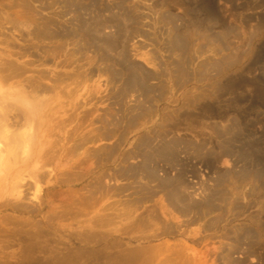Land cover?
Wrapping results in <instances>:
<instances>
[{
	"label": "rangeland",
	"instance_id": "obj_1",
	"mask_svg": "<svg viewBox=\"0 0 264 264\" xmlns=\"http://www.w3.org/2000/svg\"><path fill=\"white\" fill-rule=\"evenodd\" d=\"M6 63L0 264H264V0H0Z\"/></svg>",
	"mask_w": 264,
	"mask_h": 264
},
{
	"label": "bare ground",
	"instance_id": "obj_2",
	"mask_svg": "<svg viewBox=\"0 0 264 264\" xmlns=\"http://www.w3.org/2000/svg\"><path fill=\"white\" fill-rule=\"evenodd\" d=\"M71 3V2H70ZM96 3V2H95ZM72 4V3H71ZM75 5V4H74ZM68 6V5H67ZM66 7V6H65ZM74 7V6H73ZM68 9V8H67ZM88 10V9H87ZM86 10V11H87ZM76 13V12H75ZM78 13V12H77ZM81 13V12H80ZM79 14V13H78ZM81 16H82V14H81ZM82 21V20H81ZM53 24V23H52ZM59 28V27H58ZM84 28V27H83ZM82 28V29H83ZM85 29V28H84ZM41 30V29H40ZM64 30V29H63ZM79 30V29H78ZM78 30H76L77 32H78ZM89 30V29H88ZM42 31V30H41ZM37 32L38 34L36 35L37 37L38 36H45V37H48V32ZM46 31V30H45ZM48 31V30H47ZM76 32V33H77ZM80 32V31H79ZM69 33V32H68ZM73 33V32H72ZM75 33V32H74ZM75 33V34H76ZM55 34V33H54ZM78 34V33H77ZM88 34V33H87ZM34 35V36H35ZM68 35H70V34H68ZM83 35V34H82ZM81 35V36H82ZM33 36V35H32ZM50 36V35H49ZM52 36V35H51ZM50 36V37H51ZM54 36H56V35H54ZM53 36V37H54ZM88 36V35H87ZM69 37V36H68ZM72 37V36H71ZM60 38V37H59ZM67 38V37H66ZM74 38V37H73ZM43 39V38H42ZM97 40V39H96ZM114 41H116V40H114ZM114 41H111V42H114ZM117 42V41H116ZM105 43V42H104ZM113 44H115V42L113 43ZM107 45V44H106ZM111 45V44H110ZM119 45V44H118ZM111 47V46H110ZM110 47H108V48H110ZM115 48V47H114ZM118 48H120V47H118ZM44 49V48H43ZM108 50V49H107ZM118 50V49H117ZM42 51V50H41ZM112 52H114V51H112ZM55 53V52H54ZM123 58V57H122ZM126 61V60H125ZM8 63H6L5 65H0V73H6L7 71H12V72H16L17 73V70L18 69H16V68H12V67H14L13 65H11L10 63V65H7ZM131 66V65H130ZM132 67V66H131ZM130 67V68H131ZM126 68V67H125ZM133 68V67H132ZM131 68V69H132ZM127 69V68H126ZM133 69H135V68H133ZM130 70V69H129ZM129 70H127V71H129ZM20 71V70H19ZM131 72V71H130ZM129 72V73H130ZM133 72V71H132ZM8 77H9V75H7V77L5 78L4 76L2 77H0V82L1 83H4V81H6L7 79H8ZM142 77H143V75H142ZM133 78H134V80H136V82L137 83H139V78H138V75H137V73H136V75H133ZM129 79V78H128ZM130 80V79H129ZM57 81V80H56ZM131 81H133V80H131ZM143 81V80H142ZM29 85H28V87L29 88H31L32 89V92L34 91V90H38L39 88H38V86H36L35 85V82L34 81H29V83H28ZM38 84V83H37ZM132 84V83H131ZM132 86H136V85H133L132 84ZM22 87V86H21ZM45 87V86H44ZM2 88V86L0 85V89ZM42 88V87H41ZM43 89V88H42ZM134 89V88H133ZM132 89V90H133ZM136 89V88H135ZM44 90V89H43ZM127 90V89H126ZM129 90V89H128ZM131 90V89H130ZM48 91V90H47ZM36 91H34V93H35ZM46 92V91H45ZM123 92H125V90L123 91ZM122 92V93H123ZM28 92L25 90L24 91V89H22V91L21 92H15V93H11V95H16L17 94V96H18V99H20L21 100V102H22V100L24 101V99L26 100V98L27 97H24L25 95H29V94H27ZM46 94V93H45ZM11 95H10V97H11ZM29 97V96H28ZM21 98H23V99H21ZM29 98H31V97H29ZM38 98V97H37ZM28 99V98H27ZM14 100V102H12V101H9V98L6 96V94H3V95H1L0 96V102L2 103V105L4 104L5 106H3V109H2V112H0V140H4V141H6V143H7V147L9 148L8 150H7V155H6V159H9L10 161L11 160H15L16 159V157L18 156V158H20L19 157V154L16 152L17 151V149L19 148L20 150H22V151H24L25 152V148L26 147H22V146H25L26 144H24V142H20V137H19V131H16V132H14V131H12V129H21V128H25V127H27V126H25V123L26 122H28V121H30V123H31V118H30V116H29V114H28V111H27V109H28V107H26L27 109H25L24 107H23V104L21 103L20 105L19 104H17V100H15V99H13ZM28 100H30V99H28ZM35 100V99H34ZM30 101H32V103L34 102L33 101V99L31 98V100ZM36 101V100H35ZM35 104H36V102H34ZM33 103V104H34ZM43 104V103H42ZM35 106V105H34ZM38 107V106H37ZM14 111H15V113H14ZM35 115H36V113H35ZM31 125H32V123H31ZM24 126V127H23ZM29 126V125H28ZM30 127V126H29ZM32 127V126H31ZM31 127H30V129H31ZM27 129H29L28 127H27ZM22 130H24V129H22ZM26 131V130H25ZM18 132V133H17ZM24 132V131H23ZM23 132H21L20 131V134L22 135V137H24L23 135H26L27 136V132L28 131H26L25 132V134L23 133ZM16 134H18V136L16 135ZM24 139V138H23ZM39 140H40V138H39ZM22 141V140H21ZM146 143H147V141H145ZM144 142V145H146V143ZM22 143V144H21ZM20 147H22V149L20 148ZM24 149V150H23ZM166 150V149H165ZM18 152H20V151H18ZM26 153V152H25ZM20 154L21 155H23L21 152H20ZM4 152L2 151V149L0 148V157H2V158H4ZM22 158V157H21ZM7 161V160H6ZM12 162V161H11ZM6 163H8V162H6ZM18 163H19V159H18ZM11 168V163H8V164H5L4 165V169H10ZM148 169V168H147ZM10 171V170H9ZM9 171H7V172H9ZM148 171V170H147ZM149 171H151V170H149ZM155 172V171H154ZM149 173V172H148ZM166 180V179H165ZM37 181V180H36ZM166 182V184H168V180H166L165 181ZM17 189V188H16ZM176 192H177V190H176ZM175 191L174 192H171L170 193V198L171 199H174L175 198V196L177 195V193H176ZM169 194V193H168ZM174 194H175V196H174ZM173 202L175 201V200H172ZM178 201H180V200H178ZM183 204V203H182ZM126 261V260H125ZM126 264H127V261H126Z\"/></svg>",
	"mask_w": 264,
	"mask_h": 264
}]
</instances>
